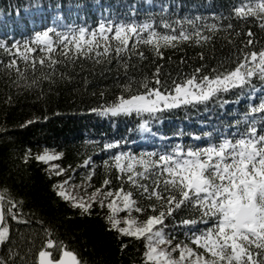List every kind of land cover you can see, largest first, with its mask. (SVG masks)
<instances>
[{"label":"trees","instance_id":"1","mask_svg":"<svg viewBox=\"0 0 264 264\" xmlns=\"http://www.w3.org/2000/svg\"><path fill=\"white\" fill-rule=\"evenodd\" d=\"M187 82L203 93L132 102ZM247 151L264 160V0H0V264L48 240L52 259L165 264L124 228L150 219L175 257L264 264V191L258 226L224 206Z\"/></svg>","mask_w":264,"mask_h":264},{"label":"rangeland","instance_id":"2","mask_svg":"<svg viewBox=\"0 0 264 264\" xmlns=\"http://www.w3.org/2000/svg\"><path fill=\"white\" fill-rule=\"evenodd\" d=\"M199 93H203V88L200 85L187 82L186 84L181 85L172 94H151L152 98H149V100H146L145 97L141 95L136 99H133L132 102L136 103L137 106L144 107L148 106V102H173V100L177 98L188 97L186 94H192L193 96L197 97L199 96ZM128 103L129 105H133L131 102ZM122 105H125V102L122 103ZM249 149L256 152V148L252 145H249ZM244 155H246V157L242 159L243 161L241 165L238 164V167L235 168L239 176L236 178V181L240 182L241 180L243 182L244 191L242 194H240L238 192V188H233L232 186L226 190V198L224 199V206L227 211L226 213L231 216L229 217V220L232 221L229 229L234 228L235 230L241 227L246 228V226L248 228H252L255 224L256 226L259 225L258 217H260V214L256 210L254 201L252 199L255 193H262V191H264V170H262L264 167V160L261 162H256L251 158L254 154L250 151L245 152ZM57 157V153L52 149H43L38 155L40 160L48 163L53 168H56L54 161ZM247 162L250 164L247 165ZM202 181L203 180L201 179L200 174L196 173L193 175L192 183L197 187H201ZM235 184H237V182H235ZM60 186L61 195L68 199H73L78 204H85L83 196L76 194L75 189L68 181L64 180ZM125 199L127 202V198ZM119 200H121V198H117L115 203L119 205V207L124 206V201ZM124 225V228L133 234L141 235L148 233L150 237L149 250L147 254L149 259L153 261L157 260L165 264H198V260L193 256L189 257V253L186 250H183V252L177 257L171 254L173 247L168 246L162 233L159 231L151 232L154 225V219H150L146 224L143 225H134L132 222L127 221Z\"/></svg>","mask_w":264,"mask_h":264},{"label":"water","instance_id":"3","mask_svg":"<svg viewBox=\"0 0 264 264\" xmlns=\"http://www.w3.org/2000/svg\"><path fill=\"white\" fill-rule=\"evenodd\" d=\"M3 208L0 204V228L3 224ZM53 245L51 240H48L45 243V247L40 250L38 254V264H77V259L75 255L68 250H63L59 257L56 259H52L47 251V248L51 247Z\"/></svg>","mask_w":264,"mask_h":264},{"label":"bare ground","instance_id":"4","mask_svg":"<svg viewBox=\"0 0 264 264\" xmlns=\"http://www.w3.org/2000/svg\"><path fill=\"white\" fill-rule=\"evenodd\" d=\"M11 211V210H10ZM11 213V212H10ZM4 220V219H3ZM60 255V254H59ZM59 257V256H58Z\"/></svg>","mask_w":264,"mask_h":264}]
</instances>
